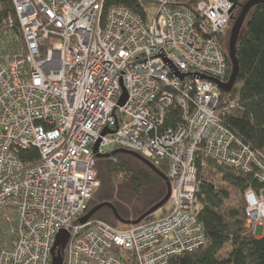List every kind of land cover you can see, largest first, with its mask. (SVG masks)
I'll list each match as a JSON object with an SVG mask.
<instances>
[{
	"label": "built area",
	"instance_id": "2783aa9c",
	"mask_svg": "<svg viewBox=\"0 0 264 264\" xmlns=\"http://www.w3.org/2000/svg\"><path fill=\"white\" fill-rule=\"evenodd\" d=\"M12 1L24 49L0 55V213L15 209L18 224L0 264H52L63 230L64 264H171L201 247L199 155L264 181L262 153L217 111L227 73L217 35L238 0H196L195 11L150 0L145 17L106 0ZM97 143L166 164L171 209L124 230L81 223L99 185ZM246 201L256 232L264 197L248 189Z\"/></svg>",
	"mask_w": 264,
	"mask_h": 264
},
{
	"label": "trees",
	"instance_id": "16d2710c",
	"mask_svg": "<svg viewBox=\"0 0 264 264\" xmlns=\"http://www.w3.org/2000/svg\"><path fill=\"white\" fill-rule=\"evenodd\" d=\"M182 1L178 5L195 11L196 0ZM247 1L238 0L236 15ZM114 4L130 7L144 17L154 5L150 0H106L107 8ZM9 17L13 25L9 24ZM234 19L217 35L227 58L225 82L232 72L229 39ZM21 49L24 41L13 1L0 0V55L14 54ZM236 55L239 73L229 90L221 88L217 111L224 124L264 156V2L256 4L248 13ZM29 153L35 158L38 156L36 150ZM197 166L199 218L204 226L205 242L193 251L173 257L171 264H264V231L261 236L255 235L247 226L246 218L247 190L260 194L264 189V181L256 175L258 170L244 171L202 154ZM96 168L99 185L86 213L99 203L110 202L121 219L136 220L167 193L165 179L130 153L97 157ZM157 168L168 174L166 164ZM237 196L240 200L229 204ZM91 220L103 221L119 230L131 226L122 222L109 206L99 209ZM17 224L15 209L7 207L0 213V251L12 246Z\"/></svg>",
	"mask_w": 264,
	"mask_h": 264
},
{
	"label": "water",
	"instance_id": "95a60500",
	"mask_svg": "<svg viewBox=\"0 0 264 264\" xmlns=\"http://www.w3.org/2000/svg\"><path fill=\"white\" fill-rule=\"evenodd\" d=\"M261 2H264V0H248L245 4H243L241 6L240 13L234 19V24H233L230 39H229V55H230V59L232 62L231 76H230L229 81H227V82L220 81V80L216 81L217 84L219 85V87L222 89L229 90L236 80V77L239 73V61H238V58L236 55V46H237L238 38L240 36L242 27L244 25V22L246 20L248 13L256 4L261 3ZM125 100H126V94L124 93L122 98L120 99V104H123ZM105 133H106V131H104L103 134H105ZM98 148H99V144L97 143L95 145V152H96L97 157H102V156H108L109 157V156H113L117 153L124 152V153H130V154L134 155L135 157L139 158L141 161H143L145 164H147L149 167H151L154 171H156L159 175H161L165 179L166 184H167V193L163 197V199H161L158 203L153 205L148 211H146L144 214H142L136 220L125 221V220L121 219L116 208L114 207V205L112 203L103 202V203L97 204L96 206L91 208L87 213H85L80 218L81 223H85L88 220H90L92 218V216L102 207L109 206L110 208L113 209L116 216L122 222L127 223L129 225H135V224H139L141 221H143L145 218H147L148 216L153 214L155 211H157L158 209L163 207L168 202L169 197H170V193H171V184H170L169 178L166 174L161 172L155 164H153L151 161L144 158L142 155H140L139 153H137L135 151H131V150L123 149V148H117V149H114L110 152L99 153ZM68 239H69V234L67 233V231L63 230L61 233H59V235L57 237V241H56L54 248H53L52 264H63L64 263L63 250L67 245Z\"/></svg>",
	"mask_w": 264,
	"mask_h": 264
},
{
	"label": "rangeland",
	"instance_id": "374dc122",
	"mask_svg": "<svg viewBox=\"0 0 264 264\" xmlns=\"http://www.w3.org/2000/svg\"><path fill=\"white\" fill-rule=\"evenodd\" d=\"M236 16H238V14ZM111 150H113V147H110L109 146V147H105L104 148V151L105 152L111 151ZM239 198H238V196L235 197L233 200L229 201V204L233 205L234 203H237ZM170 209H171V204L169 202H167L163 207H161L160 209H158L157 211H155L150 216L153 217V218H159V217L163 216L166 212H168ZM263 231H264V226H261L260 225V226L257 227L256 232H255V235L261 236L262 233H263Z\"/></svg>",
	"mask_w": 264,
	"mask_h": 264
},
{
	"label": "crops",
	"instance_id": "0c3cea01",
	"mask_svg": "<svg viewBox=\"0 0 264 264\" xmlns=\"http://www.w3.org/2000/svg\"><path fill=\"white\" fill-rule=\"evenodd\" d=\"M260 195L264 197V189L261 191ZM257 236H259V235H257Z\"/></svg>",
	"mask_w": 264,
	"mask_h": 264
}]
</instances>
